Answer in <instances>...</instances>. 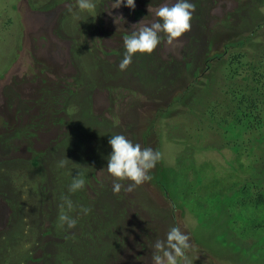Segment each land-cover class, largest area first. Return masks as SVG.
Segmentation results:
<instances>
[{
  "label": "rangeland",
  "instance_id": "1",
  "mask_svg": "<svg viewBox=\"0 0 264 264\" xmlns=\"http://www.w3.org/2000/svg\"><path fill=\"white\" fill-rule=\"evenodd\" d=\"M95 2L96 17L79 22L68 12L75 0H0V264H151V244L173 226L190 233V264H264L258 236L244 235L253 229L247 210L236 207L242 184L257 178L264 190V128L235 140L246 147L238 154L206 113L223 116L222 103L207 102L241 83L206 60L249 33V51L264 48V0H191L190 30L172 44L161 33L153 53L136 54L124 71V36L175 0H135L134 10ZM191 53L200 61L186 70ZM157 61L171 76L181 65L171 84L139 77ZM113 134L162 153L150 181L113 192ZM78 171L85 188L69 193ZM63 196L74 216L91 209L74 229L58 227Z\"/></svg>",
  "mask_w": 264,
  "mask_h": 264
},
{
  "label": "clouds",
  "instance_id": "2",
  "mask_svg": "<svg viewBox=\"0 0 264 264\" xmlns=\"http://www.w3.org/2000/svg\"><path fill=\"white\" fill-rule=\"evenodd\" d=\"M115 7L122 5L130 10L135 9V0H115ZM96 10L95 0H75V8L69 7L68 12L77 21L81 16L95 18L92 14ZM195 5L191 0H175L169 5L165 3L158 7L155 16L158 19L150 25L139 27L130 35L123 38L125 52L118 65L121 71H124L132 63L136 54H152L153 51L166 37L167 43L172 44L191 28L192 15ZM138 24H141L138 23ZM164 34V37L161 36ZM108 143L111 147V153L107 157V172L113 177V192L119 193L122 188L125 191H131L152 179L151 171L162 159V153L154 150L152 147L142 146L140 143H133L122 134L110 135ZM69 160L65 157L57 162L58 168H65ZM123 181H129L127 187H124ZM86 174L78 171L73 176L68 186L69 193H77L85 188ZM72 199L68 196L62 197V202L58 208V227L61 229H74L79 220V215H88L90 208L80 206L79 213L73 215L76 211ZM151 264H190L189 251L193 247L190 242V233L182 231L179 226L171 227L164 239H156L151 244Z\"/></svg>",
  "mask_w": 264,
  "mask_h": 264
},
{
  "label": "trees",
  "instance_id": "3",
  "mask_svg": "<svg viewBox=\"0 0 264 264\" xmlns=\"http://www.w3.org/2000/svg\"><path fill=\"white\" fill-rule=\"evenodd\" d=\"M251 36L252 34L249 33L247 37L224 44V51L221 54L215 55L214 58L206 60L207 68H212L210 63L211 61H215V63H217L216 69L221 67L222 71L225 70L224 80L228 81V79H233L234 76L240 77L241 83L237 84L236 82H231L224 89H222V92L220 90L219 93H217L220 97L221 93L224 95L221 97L220 101L219 97H214L213 99L211 98L212 102L211 100L210 102H207L222 103L218 108H220V110L224 113L223 116L216 118V108H212L211 106H209L206 111L208 117L210 118V122L214 121L217 125H221L219 128L222 129L223 137L229 138L227 136L228 133L231 135L230 139L233 138L235 142L233 150L235 152L239 151L238 154H241V150H245L246 147L237 146L238 142L236 141L241 140L243 134L246 132H255L264 128V48L258 46L256 49L254 48L253 51H249L250 40L248 37ZM122 51L125 52V48H123ZM124 52L121 53L124 54ZM139 56L142 58L144 57V54H140ZM193 61L199 62L200 58H193L191 53L189 62L184 63V68L186 70H189V68L191 69ZM172 66V71L175 70V75L173 74V76H171V73L169 72V69L165 67V64L162 62L158 63L157 61L151 66L154 73L148 74L147 76H143L141 74L139 77H151L152 74H154L151 77L153 79H149V82L154 83L153 85L171 84L173 80L172 77L177 78L180 74L179 71L181 68V65L176 63H173ZM192 75H195V73ZM208 85L209 84L203 85L197 89L199 94L198 96L196 95V97H193L195 101H199L201 99L200 92L202 90H208ZM191 86H193L194 89L196 88L193 84ZM187 95L191 96L189 92ZM183 96L184 94L182 97ZM180 97H177L176 101H179ZM203 106L205 107L204 104L201 105V107ZM214 106L216 107L217 105ZM164 114L166 113L164 112ZM263 140L264 137H261L260 142L262 143ZM252 149L253 147L249 148L251 153L253 152ZM31 163L33 166L38 165L35 160ZM240 164L241 163H239V165ZM255 179L253 178L254 182L257 181L258 183L255 182L247 184L246 186V183L244 185L242 184L243 187L241 186L238 190H241L242 196L241 199L239 198L237 200L236 207L238 209L241 207L242 210H247V214L244 215L245 212H243V215L253 228L245 231L244 235L246 236V233H249L253 238H257L258 236V241L256 242L257 246L262 245L264 247V190L261 189L262 181ZM233 204L234 203H232V205ZM260 260H264V258Z\"/></svg>",
  "mask_w": 264,
  "mask_h": 264
}]
</instances>
